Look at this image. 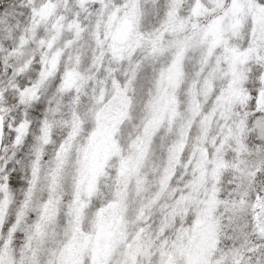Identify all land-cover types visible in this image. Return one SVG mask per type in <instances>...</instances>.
Returning <instances> with one entry per match:
<instances>
[{
	"label": "snow or ice",
	"instance_id": "snow-or-ice-1",
	"mask_svg": "<svg viewBox=\"0 0 264 264\" xmlns=\"http://www.w3.org/2000/svg\"><path fill=\"white\" fill-rule=\"evenodd\" d=\"M0 264H264V0H0Z\"/></svg>",
	"mask_w": 264,
	"mask_h": 264
}]
</instances>
